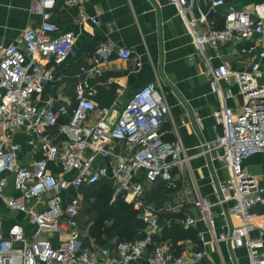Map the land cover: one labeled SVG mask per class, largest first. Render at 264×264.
Listing matches in <instances>:
<instances>
[{
  "label": "built area",
  "instance_id": "built-area-1",
  "mask_svg": "<svg viewBox=\"0 0 264 264\" xmlns=\"http://www.w3.org/2000/svg\"><path fill=\"white\" fill-rule=\"evenodd\" d=\"M56 1L32 0L33 10L42 16L40 24L27 27L16 42L0 45L4 52L0 59V264H128L141 257L152 264H193L204 256L205 246L221 241L245 247L249 264H264V242L251 235L257 229L252 207L264 204V183L243 165L251 155L264 153V0L254 3L253 12L228 3L220 27L200 7L195 17L189 15L197 0H170L178 6L198 52L209 62L211 89L221 95V105L213 114L222 132L202 146L215 149V157L229 169L227 179H211L215 201L201 192L195 195L198 219L207 224L210 235L200 233V248L187 254L178 253L169 240L155 241L159 216L147 203V185L161 178L175 186L173 170L187 160L180 140L161 137L160 125L169 113L164 91L150 81L135 91L113 122L111 108L98 109L91 98L94 90L87 76L100 74L114 54L131 57L132 49L111 40L95 46L92 64L81 68L80 75L87 76L77 81V104L72 110L66 104H38L37 95L55 69L45 62L77 55L74 32L61 31L51 18ZM66 1L79 7V22L98 21L97 15L86 13L85 0ZM221 4L224 0H212V6ZM229 40L236 42L233 55L251 57L249 67L235 70L224 62L211 64L207 48ZM231 81L239 85L245 100L238 108L226 102L233 94L223 82ZM65 116L69 119L61 121ZM50 127H56L62 138L44 130ZM19 132L26 134L29 156L22 155V145L16 141ZM120 142L130 146L128 153L121 150ZM100 181L111 183L114 196L123 195L145 223L142 237L119 241L114 250L98 245L94 238L84 242L78 219L82 197L67 194L70 188ZM8 211L25 217L6 233L1 218ZM219 216L225 220L220 230ZM231 216L239 222L232 223ZM193 223L194 217L184 220L186 226Z\"/></svg>",
  "mask_w": 264,
  "mask_h": 264
},
{
  "label": "crops",
  "instance_id": "crops-1",
  "mask_svg": "<svg viewBox=\"0 0 264 264\" xmlns=\"http://www.w3.org/2000/svg\"><path fill=\"white\" fill-rule=\"evenodd\" d=\"M256 1L224 0V4L212 6V0H197L189 15L195 17L200 7L209 11L210 21L219 26L223 22L228 3L253 12ZM83 7L89 15H97L98 21L87 19L79 22V7L66 0H57L51 8V18L59 25V29L74 32L77 55L62 60L48 59L45 62L54 64L55 69L52 79L45 83L43 92L37 95L38 104L53 107L66 104L70 110L76 106L77 81L81 76H87L80 75L81 68L92 64L93 51L98 43L111 40L132 49L131 57L124 59L114 54L111 61L101 66L100 74L87 76L94 90L91 98L98 109L103 106L111 108L110 119L113 122L135 91L153 80L162 88L169 113L160 125L161 137L166 141L180 140L185 147L187 160L182 167L173 170L176 185L170 186L167 183L168 187L175 188L168 195L165 193L166 197L162 194L164 190L155 188L153 183L147 185V194L148 198L153 197V211L161 215L163 220L170 222L180 219L184 223L187 217L195 218V223L188 227L193 229L197 237L181 239L178 244L180 252L185 254L199 249V234L208 236L210 233L207 224L198 219L195 195L201 192L210 201H215L217 191L212 187L211 179L225 180L229 177V169L215 157V149L208 150L202 146L204 141H214L222 132V126L216 122L213 114L221 105V95L211 89L209 62L198 52L178 6L170 0H85ZM41 20V14L32 8V0H0V45L16 42L27 27L36 26ZM249 42L243 41L241 44ZM235 45L234 40H229L217 47H208L206 54L213 57L211 64L224 62L235 70L249 67L251 57L231 53ZM3 53L0 48V59ZM224 87L233 94L227 98V104L235 108L242 106L245 100L238 92L239 85L231 81ZM2 94L0 88V100ZM44 130L62 138L56 127ZM16 141L22 145V155L29 156L26 134L19 132ZM119 144L124 153L130 151V146L125 142ZM40 155L37 153L35 156ZM99 162L106 160L99 159ZM243 165L264 183V153L251 155L244 160ZM71 191L76 192L70 195ZM67 194L69 197H82L79 189L74 187ZM215 210L218 211L219 206H215ZM252 212L257 229L251 235L264 242V204H255ZM179 214L182 217L179 218ZM24 217V213L8 211L1 218L4 231L7 233L14 222H24ZM229 219L232 223L239 222L236 216ZM224 222L222 216L217 218L218 230ZM162 232L163 227L160 226L157 234L162 237ZM92 238L88 228H83L84 242L88 244ZM115 246L112 245L111 249L114 250ZM128 264L152 263L147 257H141ZM193 264H249L247 249L234 248L222 241L211 243L205 246L204 256Z\"/></svg>",
  "mask_w": 264,
  "mask_h": 264
},
{
  "label": "trees",
  "instance_id": "trees-1",
  "mask_svg": "<svg viewBox=\"0 0 264 264\" xmlns=\"http://www.w3.org/2000/svg\"><path fill=\"white\" fill-rule=\"evenodd\" d=\"M220 26H223V22L220 23L219 27ZM65 119L68 120L69 118L67 119V116L62 117L61 121ZM167 183V181L159 178L153 185H155V188L158 187L164 190L162 192L164 196L167 191L171 192L175 188L168 187ZM79 191L82 195V204L78 219L83 228H88L89 235L93 237L98 244L111 247L119 241H134L143 236L145 223L139 216V212L134 209L131 203L125 200L123 195L119 194L114 196V187L111 183L108 181H100L92 184H85L79 188ZM75 192L71 191V194H69L72 195ZM152 198L153 197L148 198L147 194V203L149 205L152 204ZM84 206L85 208L88 207L87 212L89 214H92V212L94 213L88 215V217L81 215L82 207ZM178 216L180 218L182 214ZM159 221L160 226L163 227V232L162 237L158 234L155 235V241L160 242L169 240L173 243L178 253H181V247L178 244L179 240L197 237L193 229L185 226L180 219L167 222L159 215Z\"/></svg>",
  "mask_w": 264,
  "mask_h": 264
},
{
  "label": "rangeland",
  "instance_id": "rangeland-1",
  "mask_svg": "<svg viewBox=\"0 0 264 264\" xmlns=\"http://www.w3.org/2000/svg\"><path fill=\"white\" fill-rule=\"evenodd\" d=\"M223 84L225 85L226 82H223ZM5 193L8 194L9 191L6 190ZM74 194H75V193H74ZM168 194H169V191H167L166 195H168ZM166 195L164 194L165 197H166ZM164 199H165V198H164ZM164 199H163V200H164ZM83 205H84V204H83ZM87 208H88V207H87ZM87 208H85V206L82 207V213H81V215L88 217V215H92V214L94 213V212H92V214H89V213L87 212ZM84 210H85V211H84ZM94 211H95V210H94ZM81 223H82V222H81ZM84 229H85V227H84ZM63 236H64V234H63Z\"/></svg>",
  "mask_w": 264,
  "mask_h": 264
}]
</instances>
